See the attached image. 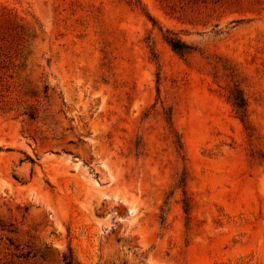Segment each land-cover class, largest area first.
<instances>
[{
  "label": "rangeland",
  "instance_id": "rangeland-1",
  "mask_svg": "<svg viewBox=\"0 0 264 264\" xmlns=\"http://www.w3.org/2000/svg\"><path fill=\"white\" fill-rule=\"evenodd\" d=\"M0 264H264V0H0Z\"/></svg>",
  "mask_w": 264,
  "mask_h": 264
},
{
  "label": "trees",
  "instance_id": "trees-1",
  "mask_svg": "<svg viewBox=\"0 0 264 264\" xmlns=\"http://www.w3.org/2000/svg\"><path fill=\"white\" fill-rule=\"evenodd\" d=\"M172 46L174 47V49H176L178 52L180 53H185L186 49H188L189 47L181 44V42L177 41V40H173L171 41Z\"/></svg>",
  "mask_w": 264,
  "mask_h": 264
}]
</instances>
